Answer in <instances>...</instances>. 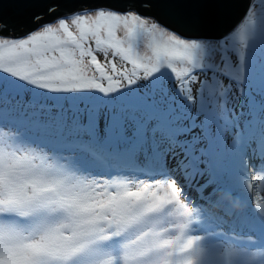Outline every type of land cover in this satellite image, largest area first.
<instances>
[{"label":"snow or ice","instance_id":"1","mask_svg":"<svg viewBox=\"0 0 264 264\" xmlns=\"http://www.w3.org/2000/svg\"><path fill=\"white\" fill-rule=\"evenodd\" d=\"M137 6L0 21V264H264V0Z\"/></svg>","mask_w":264,"mask_h":264},{"label":"water","instance_id":"2","mask_svg":"<svg viewBox=\"0 0 264 264\" xmlns=\"http://www.w3.org/2000/svg\"><path fill=\"white\" fill-rule=\"evenodd\" d=\"M49 0H43L40 4H29L27 0H0V21H4L8 25L7 34L12 36H20L26 34L30 30H34L36 25L32 22L34 13H43L45 22H52L56 17L69 13L71 8L73 11L79 12L85 7L91 8L95 5H113L117 11H137L143 15L145 9L139 6L129 8V4H139V0H53L60 6L57 7L54 14H49L47 11V3ZM152 14L154 17L161 15V9L153 8ZM198 11L211 17L220 10L215 8H203ZM207 34L216 35L218 30L210 29Z\"/></svg>","mask_w":264,"mask_h":264},{"label":"rangeland","instance_id":"3","mask_svg":"<svg viewBox=\"0 0 264 264\" xmlns=\"http://www.w3.org/2000/svg\"><path fill=\"white\" fill-rule=\"evenodd\" d=\"M259 2V0H257ZM259 10V9H258ZM51 23V22H50ZM102 23L105 24H111L113 26L116 25V22L113 21H102ZM136 22L133 21L131 18L127 20V26L131 28L133 25H135ZM125 22L120 21L119 22V30L117 32L118 37H124L126 32H125ZM70 28L75 31V26L71 25L69 23ZM58 27V26H57ZM165 38H162L159 34V32H156L154 35L153 34H145L144 38L140 41V46L138 48V51L140 52L141 55L145 57H150L153 56L154 49L156 45L162 44ZM135 51V49H134ZM154 62V60H153ZM130 67V65H129ZM259 191L261 195H264V180L258 181L257 182ZM255 195V194H253ZM216 211V210H214ZM219 214V213H218ZM223 220V231L227 232L229 235H231V232L229 231V226L233 224V220H230V216H224L222 217ZM236 230L240 231V228L236 224ZM217 243L223 245V241H218Z\"/></svg>","mask_w":264,"mask_h":264},{"label":"trees","instance_id":"4","mask_svg":"<svg viewBox=\"0 0 264 264\" xmlns=\"http://www.w3.org/2000/svg\"><path fill=\"white\" fill-rule=\"evenodd\" d=\"M144 17H149V16H153L152 14V10L149 9V10H144L143 13H142Z\"/></svg>","mask_w":264,"mask_h":264},{"label":"bare ground","instance_id":"5","mask_svg":"<svg viewBox=\"0 0 264 264\" xmlns=\"http://www.w3.org/2000/svg\"><path fill=\"white\" fill-rule=\"evenodd\" d=\"M227 202L231 203V200H228ZM236 211H240V209H236ZM230 220H233V222H234V218L232 216H230ZM237 226L240 228V225L238 223H237Z\"/></svg>","mask_w":264,"mask_h":264}]
</instances>
